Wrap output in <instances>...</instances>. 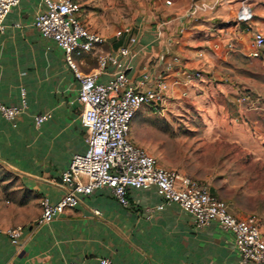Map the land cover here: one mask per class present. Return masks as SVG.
<instances>
[{"label":"crops","instance_id":"crops-1","mask_svg":"<svg viewBox=\"0 0 264 264\" xmlns=\"http://www.w3.org/2000/svg\"><path fill=\"white\" fill-rule=\"evenodd\" d=\"M79 1L84 24L106 38L97 50L77 58L81 70L98 71L100 52L128 47L123 60L132 66L128 74L133 81L148 73L151 84L161 78L169 84L162 112L145 106L136 113L132 140L149 152L153 141L141 125L158 124L160 144L180 128L195 130L193 157L177 161L176 170L201 182L222 178L231 189L230 200L239 203L235 215L256 214L264 233V186L252 188L248 180L251 106L241 100L243 92L261 99L247 85L255 60L253 36L264 33V4L209 0L185 9L180 0H155L126 33L100 10L99 0ZM245 1L253 9L249 17L240 15ZM89 2H96L95 9ZM43 9L41 0H21L0 34V102L20 104L24 89L27 103L15 127L0 115V227L22 226L18 245L0 232V264H100L103 258L115 264H238L232 232L218 222L197 229L193 216L176 203L159 210L164 201L154 187L131 188L128 207L108 189L96 190L51 222H38L40 199L57 202L65 195L61 176L72 158L88 148L80 84L63 50L32 24ZM114 70L107 67L98 80L108 81ZM42 113L50 116L37 125L35 116ZM222 144L239 150L218 151ZM255 160L264 166V152ZM209 187L220 196L221 186Z\"/></svg>","mask_w":264,"mask_h":264},{"label":"built area","instance_id":"built-area-1","mask_svg":"<svg viewBox=\"0 0 264 264\" xmlns=\"http://www.w3.org/2000/svg\"><path fill=\"white\" fill-rule=\"evenodd\" d=\"M20 1L0 0V34L5 31L6 17ZM41 3L44 9L35 15L32 24L44 38L54 41L63 50L66 62L80 84L78 100L83 105L80 120L86 129L88 148L85 153L72 158L61 176L65 195L57 202L48 197L40 199L38 222H51L57 214L74 208L83 196L96 190L108 189L122 206L128 207L131 188L154 187L164 201L157 206L159 210L167 204L176 203L193 216L197 229L218 222L235 237L241 257L238 264H264V233L256 214L240 217L231 213L225 200L211 194L208 184L162 166L157 157L132 140V123L141 108L151 107L154 113L164 110L169 89L167 81L161 78L151 84L148 73L133 81L128 74L132 66L123 60L129 55L128 47H122L116 53L100 52L97 55L98 71L84 72L79 68L77 58L97 50L106 38L84 24L80 18L82 4L79 0H41ZM252 11L245 1L240 15L249 17ZM131 30L130 26L124 28L126 33H131ZM130 41L135 43L137 37L132 35ZM253 44V55L263 50V32L255 31ZM109 66L115 69L111 78L100 82L99 73ZM21 95L20 104L0 102V115L14 127L18 116L27 107L24 89ZM241 100L252 107L260 101L259 97H252L248 92H243ZM49 116V113L36 115V124L42 125ZM0 232L7 234L11 242L18 245L22 226L0 227ZM100 264L115 263L103 258Z\"/></svg>","mask_w":264,"mask_h":264},{"label":"rangeland","instance_id":"rangeland-1","mask_svg":"<svg viewBox=\"0 0 264 264\" xmlns=\"http://www.w3.org/2000/svg\"><path fill=\"white\" fill-rule=\"evenodd\" d=\"M86 1V0H85ZM175 2V0H171ZM185 4V9L191 8L192 5L202 4L205 1L206 4L209 0H180ZM264 4V0H250V2ZM155 0H99L98 6L100 10L105 11L109 20H112L115 24L120 25L122 29L131 25L137 18L143 17L144 13L153 6ZM89 7L95 9L96 2H89ZM191 5V6H190ZM188 6V7H187ZM190 6V7H189ZM201 6V5H200ZM202 7V6H201ZM218 6L215 7L217 9ZM221 21V20H220ZM256 55H253L254 62L251 65V84L247 85L249 90L261 97L258 107H249L248 110V128H247V140L248 150L247 159L249 166V184L252 188L264 186V166L257 160L255 155L264 152V48L257 51ZM189 120H195L193 116H190ZM151 124V123H150ZM141 128L149 141H153V145L149 153L157 157L160 164L168 169L176 170V163L179 161L183 164L185 159L191 160L193 157L192 151L195 144V130L189 128H180L173 132L172 137L164 144L159 143V136L161 128L158 124H151V126H143ZM171 133V131H168ZM239 150L235 146L229 148L227 145L217 146V150ZM235 153V152H234ZM244 154L243 150L241 151ZM177 171V170H176ZM194 179V178H193ZM229 181V179H228ZM209 186L214 184L221 186L220 199L227 202L228 209L231 213L236 214L234 207H238V202H232L230 200L231 189L228 184H224L223 179H213L210 182L203 181ZM235 207V208H236Z\"/></svg>","mask_w":264,"mask_h":264}]
</instances>
